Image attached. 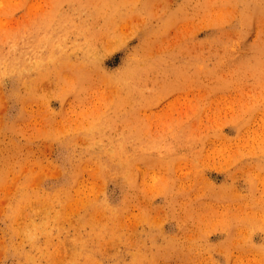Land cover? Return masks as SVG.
<instances>
[{
    "label": "rangeland",
    "instance_id": "obj_1",
    "mask_svg": "<svg viewBox=\"0 0 264 264\" xmlns=\"http://www.w3.org/2000/svg\"><path fill=\"white\" fill-rule=\"evenodd\" d=\"M0 264H264V0H0Z\"/></svg>",
    "mask_w": 264,
    "mask_h": 264
}]
</instances>
